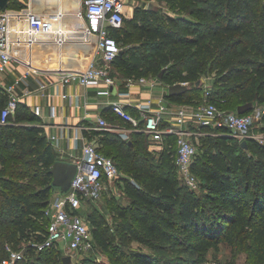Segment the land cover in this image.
<instances>
[{
	"label": "trees",
	"instance_id": "16d2710c",
	"mask_svg": "<svg viewBox=\"0 0 264 264\" xmlns=\"http://www.w3.org/2000/svg\"><path fill=\"white\" fill-rule=\"evenodd\" d=\"M172 1L181 10L187 9L188 1L201 3L195 10L189 9L190 14L201 16L199 22L185 30L191 36L177 34L164 22H157L154 7L142 8L145 23L141 24L137 10L132 21L124 18L120 28H111L110 33L121 48V54L112 63L111 74L117 78L115 69L119 68L124 82L130 77L152 78L146 76L147 72H153L146 64L155 61L158 68L168 65L171 59L184 63V68L172 77L156 79L166 87L177 82L191 85L181 95L166 97L174 104L196 105L203 98L197 81L203 65L208 64L211 71L219 75L211 92L213 101L217 103L215 95L232 92L233 97L224 101L233 112H237L239 105L252 103V109L244 114L255 109V102L264 104V0ZM21 7L18 0H12L8 8ZM132 36L139 46L123 48L122 45L131 43ZM162 45L170 46L169 54L163 52ZM146 48L153 51L149 58L138 52ZM234 75L237 79L230 84L228 79ZM6 101L7 96L0 89L3 107ZM20 107L23 109L20 122L25 121L27 125L0 124V203H3V208L0 204V228L6 226L4 232L0 230V260L9 256V248L20 250L23 241L26 243L24 258L15 264H25L26 255L30 257L28 264L42 260L44 264H64L57 247L35 251L30 245L41 238L39 233L45 232L48 223L44 210L57 192L50 173L57 160L56 148L44 128L35 124V115L20 104L15 113ZM102 113L106 119L109 117L129 127L109 108ZM134 114L138 116L136 110ZM261 121L264 133V114ZM201 130L205 135L198 137L200 154L195 152L190 166L197 179L195 189L178 174L174 135H164V147L155 158L149 151L140 154L135 149L145 150L142 143H149L147 135L141 131L131 132L127 140L111 131L84 132L88 139L96 138L98 151L112 158L118 167L119 176L114 186L120 189L124 202L106 191L109 194L101 207L84 214L94 249L104 253L107 261L97 260L87 253L81 264H165L151 252L127 253L125 246L132 243L152 251L181 245L190 256L187 264H205L209 247L226 242L233 245L236 236L241 234L250 239L254 264H264V147L246 138L247 148L244 149L241 142L225 134V130L208 126H202ZM196 139L193 138L195 146ZM7 149H13L15 154H7ZM9 160L21 163L10 164L8 170L26 177V181L14 182L5 177ZM198 189L202 190L200 194L196 193ZM247 193L249 198H246Z\"/></svg>",
	"mask_w": 264,
	"mask_h": 264
},
{
	"label": "built area",
	"instance_id": "2783aa9c",
	"mask_svg": "<svg viewBox=\"0 0 264 264\" xmlns=\"http://www.w3.org/2000/svg\"><path fill=\"white\" fill-rule=\"evenodd\" d=\"M82 41L84 46H91L89 58L85 64L74 67L59 60L63 42L56 35V26L48 29L40 17H34L29 10L23 11L20 18L15 9L0 10V76L8 71L11 64L25 68V72L16 77L5 87L7 101L0 112V124H9V118L15 114L21 96L18 86L30 73L43 74L47 78L40 84L36 93L45 96V91L59 84H76L83 88H95V95L102 98L99 105L109 110L129 125L110 124L102 112H98L94 121L75 127V141H81V156L71 162L77 171L71 180L69 190L63 195L56 194L44 210L48 223L41 238L30 245L35 251H44L53 247H66L71 252L87 254L94 252V242L87 220L78 212L83 202L97 200L103 191H111L119 170L112 158L98 151L95 141L88 139L85 131L105 130L116 132L127 140L133 131H141L148 137L150 144L163 141L165 134L176 138V166L179 176L189 187H197V179L191 173L190 166L196 152L193 138L205 135L202 126L225 130V134L238 135L242 139L251 138L264 144V133L255 130L254 122L264 114V109L255 108L251 113L239 114L223 111L211 99V91L205 89L200 104L194 107L179 106L168 100L166 95L156 99L148 98L134 103L137 115L126 107V102L119 97L120 85L111 74L112 63L120 53V46L111 35V28H120L124 20L126 0H83ZM30 8V7H29ZM16 20L25 21L22 30L13 27ZM18 21V22H19ZM48 34V35H47ZM48 36V37H47ZM26 51L29 55L26 56ZM53 59V60H52ZM41 62L45 66H36ZM48 64V65H47ZM158 79L141 76L127 78L124 87L154 86ZM112 87L115 91H112ZM28 91H25L26 95ZM51 93L48 91V95ZM61 98H79L76 94H61ZM87 104L85 101L84 106ZM35 117L43 116L42 106L36 104L30 109ZM51 116L55 111L51 108ZM45 127V124H38ZM47 136V135H46ZM57 148L56 136H47ZM55 143V144H54ZM24 258L22 250H9V256L0 260V264H15Z\"/></svg>",
	"mask_w": 264,
	"mask_h": 264
},
{
	"label": "rangeland",
	"instance_id": "374dc122",
	"mask_svg": "<svg viewBox=\"0 0 264 264\" xmlns=\"http://www.w3.org/2000/svg\"><path fill=\"white\" fill-rule=\"evenodd\" d=\"M18 1H19V3L22 4V7L21 8H15V11L20 13L19 14L20 18H23L25 16L24 14H21V13H24L23 11H26V9H30L29 12L32 15H35L34 17L37 16V17L42 18L46 29H48V26L51 25V23L48 21H49V16L52 15L54 18V21H56L55 25H56V31H57L56 32V35H57L56 38L57 39L59 38L61 40V37H60L62 34L61 31H63V33L66 35L67 34L70 35L69 37H71L72 35H74L75 33H77L79 31L78 29L76 30V28H74V26L76 25V18L75 17H69L67 19L63 18V14H62L63 11L61 13L62 9L60 7H57L59 3L60 4L62 3V6H64V8L71 10L73 0H53L55 2L56 7L54 5H52L49 8H48V1L47 0H40V1H42V3L37 2L38 0H18ZM75 1H77V0H75ZM126 1H127V5H126L125 13H124L125 21H132L134 13L137 10H139L140 23L141 24L145 23V21L143 20L144 16H143L141 11H142V8H145L146 6H149V4H151L155 8L154 14L158 18L157 22H162V23L164 22L166 24V26H169V28H171L175 33L180 34V35H184L187 37H189L191 35H189L187 33V31H185V30H188V28H191L190 26H192L191 25L192 23H197L201 20V16L199 14L195 15V14L189 13V9L195 10L196 8H198V6L201 5V3H199V1H196V2L188 1L187 9H184V10L179 9L176 6L175 2L172 0H126ZM79 7L80 8L77 11L78 12L77 14L79 15V17H82L81 14L82 15L84 14L83 0H80ZM18 21L19 20H16V23L14 22L13 27L14 28L17 27V29L22 30V28L24 27V24H22V23H25V21H23V20H20L19 22ZM79 23H81V22H79ZM200 31L205 32L203 28H200ZM63 44H64V42H63ZM64 46H65V48H64ZM66 46H67V48H66ZM136 46H139V42L137 41L135 36L131 37V43L122 45L123 48L136 47ZM162 46H163L162 47L163 52L166 54H169L170 53L169 52L170 46L169 45H162ZM72 48L73 47H70L69 42L67 41V44L62 46V51L58 55V58L60 60H62V59L64 60V58L67 59L68 56H71L70 53L72 51ZM73 49H75V48H73ZM236 50H238V47L236 48ZM90 52H91V50L86 52L85 50H82V49H78L76 51V56L81 58V61H82V64H80V65H83L86 63V61L89 58ZM138 52L144 54L148 58L151 55H153V51L151 48L140 49ZM68 65H70L71 67L72 66H74V67L80 66L77 63V59L73 60V62L68 64ZM148 65H150L153 72L152 71L147 72L146 76H148V77L152 76V78H154V79L155 78L160 79L162 77L171 76V75L173 76L174 73L178 72L179 70H182L185 66L184 63L176 62V61H173L172 59L170 60L169 64L166 66H162V67L160 66L157 68L158 64L155 61L153 63L146 64V67ZM115 71H116V77H117L116 79H117L118 84L123 85L125 83L124 79H123L124 78L123 72H121L119 70V68L115 69ZM183 73L185 74L184 71H183ZM218 78H219V75L216 74V72H212L211 69L209 68L208 64L203 65V69H202V73L200 75V79L197 81V83L200 84V90H201L200 94H202L205 89H209L211 92H212V90L214 91L215 87L213 85H214V82ZM236 79L237 78L234 75V76L230 77V79H228V82L231 84ZM161 83H162V85H164V83L160 81V84ZM177 83H182V82H177ZM177 83H175V84H177ZM182 84H185L188 87H191V85H189V84H186V83H182ZM165 89H166L165 94H167V87H165ZM215 96H214V98L216 99L218 108L220 110H223V111H232L233 110L232 107L227 105L226 101H224L226 99L229 100L233 97L232 92H225V93L215 95ZM197 100H198V98H197ZM232 102H234V99ZM195 104L198 105L200 103L196 102ZM2 107H3V103L0 102V112H1ZM254 107L257 109H264V104L255 102ZM22 116H23V109L20 107L19 110L13 116L10 117V122L18 123V122H20ZM262 116H261V119L260 118L255 119L254 127H255V130H257V131H261V127L263 124L261 121ZM107 122L110 124H118V122H115L113 119H110L109 117L107 118ZM25 125H27V124H25ZM233 136H235V138L237 140H239L240 142L244 140L238 135H233ZM95 140H96V138H93V141H95ZM95 143L97 144V141H95ZM258 144L260 146L264 147V144H262V143H258ZM142 145L145 147V150L140 149L139 147H135V149L139 150L140 154H145V152L149 151L151 156H154L155 158H157L158 153H160V151L164 147V141H162L158 144H150V143L145 142V143H142ZM200 146H201V139L198 138V139H196V151L198 154H200ZM55 151H56L55 152L56 160L71 159V157L69 156V154L67 152H65V153L63 151L59 152V150L57 148L55 149ZM5 152L7 154H13V153L15 154V151L13 149H7V150H5ZM80 154H81V152H80L79 148L74 149L73 150V156H74L73 159L80 156ZM115 160L120 163L118 158L115 157ZM12 163H14L16 166L21 164L15 160H9L7 165H6L7 171L5 173V177L11 178L14 182L26 181L27 180L26 177H20L18 175H14L13 173H10V171L8 170V167ZM30 171L32 172L33 169H31ZM122 174H124V173H122ZM36 186L39 187L38 182H37ZM110 192L115 194L116 196H118L117 198H119V201H121L122 203L124 202V199L122 198V196L120 194L121 191L119 188L114 189V191H110ZM201 192H202L201 189L196 190V193H198V194H200ZM108 194H109L108 192L103 191L101 196L97 200H95L94 202L84 201L82 207L79 210L80 213L82 214V216H84V214L90 212L95 207L100 208L102 202H104V198L105 197L107 198ZM249 197H250V195H249V193H247L246 198H249ZM0 204L2 205L3 203H0ZM2 208H3V205H2ZM2 216L5 217V211L3 209H2ZM5 228H6V226L1 227L0 230H2V232H4L3 230ZM20 246H21L20 250H22L26 246V243L22 241ZM9 249H8V251H9ZM125 250L127 253H129L131 251L151 252L152 254L159 257L160 261L164 262L165 264H187L188 258H190V256L183 251L181 245H174L171 247H166L165 250H163V251H152L146 246L138 245L137 243H132L131 245L125 246ZM61 254L63 257L64 256H70L71 257V263L70 264H81L82 259L84 258V254H80L77 252L61 250ZM91 254H93L94 258L97 260L107 261L105 254L102 253L98 249H95L94 252ZM29 259H30V257L28 255H26V259L24 260V263L28 264L30 262ZM204 262H205V264H254V255L252 252V247H251V242H250L249 237H247L246 234H241V235L236 236L235 243H233V245H230L229 243L226 242V243H218L216 246L209 247L205 253V261ZM38 264H44V261L42 260V261L38 262Z\"/></svg>",
	"mask_w": 264,
	"mask_h": 264
},
{
	"label": "crops",
	"instance_id": "0c3cea01",
	"mask_svg": "<svg viewBox=\"0 0 264 264\" xmlns=\"http://www.w3.org/2000/svg\"><path fill=\"white\" fill-rule=\"evenodd\" d=\"M48 1V8L52 5L55 6V2L53 0ZM37 2L42 3V1L38 0ZM36 2V3H37ZM79 2L80 0H73L72 2V11L70 9L64 8L62 3L58 4L57 7H60L61 13L63 11V18L67 19L69 17L76 18V25L74 28L79 31L69 37L70 35H66L62 32L61 34V41L64 42L62 45H66L67 41L69 42L70 47H73L71 51V56H68L67 59H62L67 65L72 63L73 60L77 59V63L80 65L82 64L81 58L76 56V51L78 49L85 50L88 52L92 47L91 46H84L82 41L83 32H82V22L81 17L77 14L79 10ZM56 7V6H55ZM58 10V9H57ZM42 15V14H41ZM51 25L56 26L54 18L52 15L49 16V21ZM81 22V23H79ZM72 24V23H71ZM81 36V37H80ZM71 41V42H70ZM68 46V45H67ZM66 46V48H67ZM77 48H76V47ZM65 48V46H64ZM29 55V52L26 51V56ZM53 60V59H52ZM60 60V59H59ZM48 65V64H47ZM36 66H45L41 62H38ZM81 66V65H80ZM25 72V68L17 65L11 64L8 71L0 76V89L2 92L5 93V87L13 82V80L21 76ZM47 78V76H43V74H36L30 73L25 78L22 79L20 85L18 86V93L21 96L20 105L25 106L29 109L32 106L39 104L42 106L43 109V116L36 117L35 124H45L44 131L47 136H56L59 138L57 142V149L59 152L63 151L64 153L67 152L71 159H61L64 161L71 162L73 160V150L78 149L81 152V141H75L73 136L75 135V127L83 123H89L94 121L96 114L98 112H102L105 108H102L98 103L102 98H99L95 95V88H83L76 84H59L56 86H51L50 89L45 91V96H41L36 93V90L42 84V82ZM120 93L119 97L126 102L128 109H131V113L134 114L135 108L133 107L134 103L138 101H143L148 98L156 99L160 95L165 94V87L164 85L158 84L153 88L149 86H132L130 88H126L123 85H120ZM28 91L25 95L24 92ZM48 91L51 93V96L48 95ZM61 94H76L79 95V98H66L63 99L60 97ZM7 96V94H6ZM85 101L87 104L84 106ZM179 106H189L194 107L195 105L192 103L189 104H177ZM51 108L55 111V115L51 116ZM25 121L19 122L20 124H26ZM55 144V143H54ZM81 156V154H80ZM78 156V157H80ZM117 189L113 184L112 190ZM60 251H69L66 247H57Z\"/></svg>",
	"mask_w": 264,
	"mask_h": 264
},
{
	"label": "water",
	"instance_id": "95a60500",
	"mask_svg": "<svg viewBox=\"0 0 264 264\" xmlns=\"http://www.w3.org/2000/svg\"><path fill=\"white\" fill-rule=\"evenodd\" d=\"M12 0H0V10L5 11L8 9L10 2ZM149 9H153V6L149 4ZM121 54V53H120ZM199 83H197L198 85ZM189 90V87L182 83L172 84L167 86V96H177L181 95ZM112 91H115V88L112 87ZM252 109V103H245L242 105H239L237 107V112L239 114H244L249 112ZM241 147L244 149L247 148V141L243 140L240 143ZM77 171V166L73 162L64 161V160H57L54 162L53 166L50 169V173L52 174V185L57 188L56 194L63 195L66 193L70 188V183L72 178L74 177L75 173ZM62 261L64 264H70L71 263V257L70 256H64L62 258Z\"/></svg>",
	"mask_w": 264,
	"mask_h": 264
},
{
	"label": "bare ground",
	"instance_id": "6f19581e",
	"mask_svg": "<svg viewBox=\"0 0 264 264\" xmlns=\"http://www.w3.org/2000/svg\"><path fill=\"white\" fill-rule=\"evenodd\" d=\"M81 20H82V17H81ZM48 35V34H47ZM48 37V36H47Z\"/></svg>",
	"mask_w": 264,
	"mask_h": 264
}]
</instances>
